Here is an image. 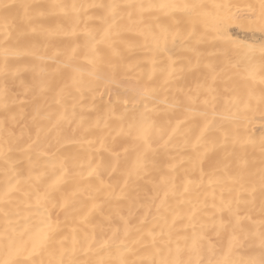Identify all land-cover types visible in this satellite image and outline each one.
Here are the masks:
<instances>
[{"label":"bare ground","instance_id":"1","mask_svg":"<svg viewBox=\"0 0 264 264\" xmlns=\"http://www.w3.org/2000/svg\"><path fill=\"white\" fill-rule=\"evenodd\" d=\"M262 4L0 0V262L260 264Z\"/></svg>","mask_w":264,"mask_h":264},{"label":"snow or ice","instance_id":"2","mask_svg":"<svg viewBox=\"0 0 264 264\" xmlns=\"http://www.w3.org/2000/svg\"><path fill=\"white\" fill-rule=\"evenodd\" d=\"M141 7H143V5H141ZM159 7L161 9L174 8L175 5H172V4H160ZM262 7H264V4H262ZM261 30L264 31V28H262ZM261 246L264 247V233H262V244H261ZM35 251H36V249L34 247L33 252L29 254V257H24L23 259H20V256L22 255V253L19 250H17L15 252L14 256H11L10 259L7 260V261L0 262V264H29V258H30V256L35 254ZM226 264H227V262H226ZM251 264H255V261H252ZM260 264H264V259H262L260 261Z\"/></svg>","mask_w":264,"mask_h":264}]
</instances>
